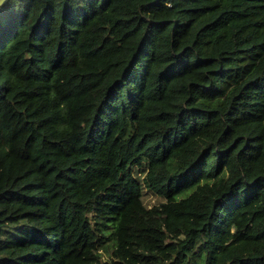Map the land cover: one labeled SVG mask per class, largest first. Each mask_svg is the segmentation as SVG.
<instances>
[{
    "label": "trees",
    "instance_id": "16d2710c",
    "mask_svg": "<svg viewBox=\"0 0 264 264\" xmlns=\"http://www.w3.org/2000/svg\"><path fill=\"white\" fill-rule=\"evenodd\" d=\"M0 264H264V0L5 1Z\"/></svg>",
    "mask_w": 264,
    "mask_h": 264
},
{
    "label": "rangeland",
    "instance_id": "374dc122",
    "mask_svg": "<svg viewBox=\"0 0 264 264\" xmlns=\"http://www.w3.org/2000/svg\"><path fill=\"white\" fill-rule=\"evenodd\" d=\"M159 202H160V198L156 197V195H153V194L147 195L146 203L148 205L152 206V205L157 204Z\"/></svg>",
    "mask_w": 264,
    "mask_h": 264
},
{
    "label": "water",
    "instance_id": "95a60500",
    "mask_svg": "<svg viewBox=\"0 0 264 264\" xmlns=\"http://www.w3.org/2000/svg\"><path fill=\"white\" fill-rule=\"evenodd\" d=\"M7 0H0V6Z\"/></svg>",
    "mask_w": 264,
    "mask_h": 264
}]
</instances>
